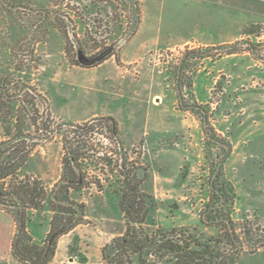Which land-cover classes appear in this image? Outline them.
I'll list each match as a JSON object with an SVG mask.
<instances>
[{"label": "rangeland", "instance_id": "obj_1", "mask_svg": "<svg viewBox=\"0 0 264 264\" xmlns=\"http://www.w3.org/2000/svg\"><path fill=\"white\" fill-rule=\"evenodd\" d=\"M7 1L20 3L25 10L13 14L0 2V66L7 68L6 75L13 73L16 66H24L21 73L14 76L12 83L16 88L11 91L34 87L45 95L50 129L55 130L63 123L83 125L76 123L94 114L120 112L117 133L121 132L128 140L140 134L144 136L122 153L128 161L146 168L148 178L142 187L159 204L156 219L168 227L197 226L209 236L215 230L200 225L199 212L207 201L206 178L216 151L214 147L211 151L205 147L199 116L182 108L180 103L185 107L202 106L208 111L215 133L232 148L224 162L223 174L233 187L232 217L237 228L246 233L250 230L253 237L264 235V86L250 85V75L255 74L252 80H256L258 71L263 76L258 82L264 83V8L261 10L260 4L256 5V10L255 3L240 0H137L140 24L132 37H124L122 45L119 42L117 60L141 61L140 73L136 69L132 73L135 78L139 75L137 80L128 76L131 80L123 81L108 62L94 69L71 67L65 58L62 40L57 31L47 25L49 21L37 28L36 37L32 41L29 37L17 52L16 42L30 33L39 19L26 8L38 9L42 0ZM47 4L51 19L55 15H71L69 10L76 5L74 0H47ZM65 25L69 31L80 28L66 21ZM44 31L49 32L46 40H42ZM183 40L189 42L178 45ZM197 40L214 42L215 46L198 47ZM218 41L231 44L218 45ZM191 52L196 55L189 54ZM230 52H249L257 64L255 68L243 67L245 75L240 93L234 91L233 62L219 61ZM142 61L153 71L144 68ZM137 62L131 65L136 68ZM116 79L124 83L122 99L111 95L110 87ZM175 91L180 115L173 105ZM154 94L161 96L160 106L151 104ZM35 104L40 121L45 111L39 99H35ZM131 110L136 112V124L128 129L131 123L126 121V116ZM146 116L158 118V127L144 125ZM88 124L89 129L85 131L73 133L67 126H61L58 134L45 141L43 137L23 169L24 175L49 192L62 175L63 135L69 141L75 138L85 144L88 155L95 156L96 166L81 161L86 186L75 196L86 206L85 219L58 240L62 241L64 261L69 258L77 264H99L100 246L123 228L118 197L104 191L105 179L112 175L107 163L112 162L113 174L119 173L115 165L117 147L107 123ZM38 135L41 137L40 133ZM0 187L8 191L9 180L0 182ZM32 217L50 219V227L53 213L45 204L42 209L31 210L29 218ZM249 247L244 246L245 251ZM0 264L18 263L9 256L0 260ZM237 264H264V247L255 253L244 252Z\"/></svg>", "mask_w": 264, "mask_h": 264}, {"label": "trees", "instance_id": "obj_2", "mask_svg": "<svg viewBox=\"0 0 264 264\" xmlns=\"http://www.w3.org/2000/svg\"><path fill=\"white\" fill-rule=\"evenodd\" d=\"M8 12L19 14L25 9L20 3L0 0ZM71 15H55L48 10L47 0H42L40 8L28 9L39 17L35 26L16 42V51L37 35V28L46 22L55 29L62 40V48L71 67L95 68L114 58L117 60L119 42L124 37H132L140 24V6L137 0H74ZM23 10V11H22ZM79 25L70 31L65 25ZM92 26L91 28L89 26ZM49 32L42 33L46 40ZM30 37V39H29ZM226 48V47H225ZM196 55L195 52L189 53ZM229 54H233L230 52ZM32 58V57H31ZM24 67V66H23ZM21 65L13 73L5 74L0 66V119L3 139L0 140V182L9 180V190L0 187V208L11 216L15 223V233L11 241L10 255L18 264H50L57 248L58 240L82 224L86 206L76 200L86 186L82 172L83 161L94 166L96 158L88 155L89 149L75 138L67 140L63 135L62 175L53 188L46 192L39 183L27 175L23 169L31 153L43 138L58 134L61 126L72 132L85 131L89 124L105 122L111 139L117 147L118 159L115 163L118 174L105 179L104 191L118 197V209L122 215L123 228L101 248V258L105 264H237L244 253H255L264 247V235L251 236V231L242 232L232 217L235 195L233 187L223 174V165L231 153V145L217 135L209 123L208 111L198 105L184 106L199 116L208 151L214 147V161L208 171L206 185L208 197L200 209L199 223L204 228L215 230L206 236L199 227L165 226L157 219L159 204L152 194L145 192L142 185L148 178L145 167L123 157L118 140L117 124L110 117L93 119L83 125L63 123L55 130L50 129L49 107L45 95L34 87H23L16 91L12 80L21 73ZM13 87V88H12ZM28 97L29 99H24ZM31 98V99H30ZM41 101L45 115L38 121V106ZM182 97L179 95V99ZM47 113V115H46ZM41 134V137L38 134ZM37 136V137H36ZM77 138V137H76ZM23 176V177H21ZM99 189L100 183L95 181ZM46 207L53 213L50 230L42 243L34 242L27 229L29 212ZM238 232L241 234L239 235ZM252 237V238H251ZM244 246H250L245 251Z\"/></svg>", "mask_w": 264, "mask_h": 264}, {"label": "crops", "instance_id": "obj_3", "mask_svg": "<svg viewBox=\"0 0 264 264\" xmlns=\"http://www.w3.org/2000/svg\"><path fill=\"white\" fill-rule=\"evenodd\" d=\"M240 1H250V2L255 3L254 9H256V10L258 8V7H256L257 4L258 5L260 4L259 6H261V10H263V8H264V0H240ZM197 41H199L197 44L198 47L201 46V47L207 48V47L215 46L214 42L212 43V42H208V41H204V40H197ZM188 42H189V40H183V41L179 42L178 45H183V44L188 43ZM217 43H218V45L231 44V42H226V41H218ZM178 45H175V46H178ZM227 59H229L228 61L233 62V67H234L233 73H234L235 82H236L234 91L240 93L243 90V84L241 81L243 79V75H245L243 67H245V69H248L251 67L252 68L257 67L254 55L250 54L249 52H234L233 54L224 55L223 57H221V59L219 61L222 60V61L226 62ZM106 62L111 63L114 66V71H115L116 75H118V77L121 78L120 80L126 81V79H129V77L131 79L133 78V80H137L139 77V75H138L137 78H135L133 76L132 72H135L136 69L139 72L138 65L141 63V61L137 62V60H122V59H119L118 61H116L114 58H112ZM136 62H137V65H136V68H134V65H131V64H133V63L136 64ZM117 63L118 64L120 63V65H118ZM142 63L144 64V68H147V70H150V72L153 71V69H150L149 67H147V64L145 63V61H142ZM246 63H248V66L244 65ZM100 67L101 66H98V68H100ZM95 68H97V67H95ZM197 73L199 74L200 71H197ZM257 73L258 74H256V75L258 78L256 80H252L254 78L255 74L250 75V83H251L250 85L255 86V87H260L263 84V86H264V83L258 82V81H261V78L263 77L262 74L259 73V71ZM131 79H129V80H131ZM104 81H107V80L104 79ZM123 85H124V83L118 82L117 79H116V81H114V84L110 87L111 95L113 98H118V99L124 98L123 97V95H124ZM235 95H236V93H235ZM236 96L238 97V95H236ZM173 97H174L173 105H174L175 112L179 114V110L176 106V104H177V91L174 92ZM161 100H162V98L160 95L154 94V95H152L150 101H151L152 105L160 106ZM118 114H120V112ZM118 114L116 111L109 112V113H106L105 115H100V116H97L94 114L90 118L83 119L76 124L85 123V122H88L90 120L97 119V118H103V117H110L115 122L119 123L120 121H119V118L117 117ZM135 117H136L135 111L131 110L128 112V115L126 116V121H129V123H131V125L129 126L130 128H128V129H133V127L135 126V124H136ZM157 123H159L158 118H151L150 116H146V118L144 120V125H146V124L147 125L148 124L153 125L152 128L158 127ZM124 137H125L124 135H121V132H120V135L118 134V140H119V144H120V147L122 149V152L130 149L134 144H136L141 139H143L144 136H143V134H140L136 138L129 139V140L127 138H124ZM59 178H60V176L58 177L57 180H59ZM47 213L49 214V212H47ZM49 220L50 219H48V218L46 220H42V219H38L37 217H32L28 221L27 229L30 232L34 242H36L38 244L43 242V240L45 239V237L47 236V234L49 233V230H50ZM14 233H15V223H14L13 219L11 218V216L9 214H7L4 210H2L0 208V260L1 261H4V260L8 259L9 256H11L10 255L11 241H12V238L14 236ZM115 235L116 234H112V236L110 237L109 240H111ZM61 242L62 241L58 242L56 253H55L50 264H77L75 261L71 262L69 258H67V262L64 261V259L62 258L63 250H62V247L60 245ZM104 244H102L100 246V249L104 246ZM99 260H100L99 264H105L101 258V254H100Z\"/></svg>", "mask_w": 264, "mask_h": 264}, {"label": "water", "instance_id": "obj_4", "mask_svg": "<svg viewBox=\"0 0 264 264\" xmlns=\"http://www.w3.org/2000/svg\"><path fill=\"white\" fill-rule=\"evenodd\" d=\"M123 43H124V41H123V40H121V41H120V45H122Z\"/></svg>", "mask_w": 264, "mask_h": 264}]
</instances>
